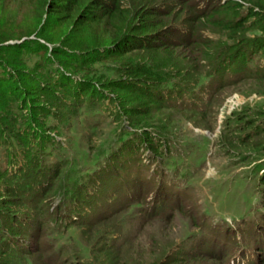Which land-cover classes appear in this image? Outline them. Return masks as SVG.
I'll return each mask as SVG.
<instances>
[{
  "label": "trees",
  "instance_id": "obj_1",
  "mask_svg": "<svg viewBox=\"0 0 264 264\" xmlns=\"http://www.w3.org/2000/svg\"><path fill=\"white\" fill-rule=\"evenodd\" d=\"M38 2L41 18L31 34L36 32L43 41H32L28 34L18 32V28L12 32L0 30V140L11 135L15 140L10 145L17 141L27 158L22 163L14 159L9 163L11 166L0 169V180L8 182L7 192L0 194V264H86L85 254L76 255V250L71 251L70 244L65 241L66 237L63 239L69 230L98 223L105 216L118 214L135 203L143 207L150 205L141 198L153 193L148 187L143 189V177L134 168L131 171H136L137 177L133 174L124 183L117 178L120 170L127 169L138 143L126 145L125 152H112L116 170L113 168L110 173L95 170L91 184L69 181L71 190L54 203L51 192L62 166L57 162L49 163L45 149H37L48 142L44 139L48 134L43 133L46 128L38 116L51 113L53 109L61 111L65 98L71 101H65L70 107L72 103L82 105L94 96L108 98L109 87L101 83L96 73L87 72L88 64L106 56L119 57L135 52L138 56L150 53L152 60L127 64L117 87L139 101L146 99L156 106L179 109L195 106L198 90L207 88L214 92L234 78L264 70V62L255 71L251 65L256 57L264 56V0ZM57 27L61 30L58 37L53 34ZM217 33H222L226 39L217 40L213 35ZM182 48L188 55H196L189 60L190 66L183 67L175 56ZM35 49L46 53L44 62L55 66V69L46 70L48 75H33L36 70L32 71L21 57L25 50ZM171 77L177 82L172 84ZM132 113L138 114L136 109ZM250 125L246 117L242 128ZM150 135L151 132L146 131L138 137L141 144L145 140L149 146L157 137L156 146H164L167 142L165 138ZM29 145H32L31 151L27 149ZM13 169L19 172L12 173ZM16 178H22L21 183ZM109 179L116 183L115 189ZM67 184L55 193L61 194ZM127 184L135 192L134 199L129 200L124 195L128 191ZM157 184L155 203L147 208L155 207L154 214L159 216L165 210L161 212L158 208L164 206L162 203L167 204V197L177 192L172 185L170 190L166 188V184L164 192L160 189L162 183L158 181ZM260 185H264V177ZM107 188L112 191L110 197L106 196ZM101 194L106 196V201L101 200ZM158 202L160 207L157 208ZM10 203L21 206L18 213L26 214V218L14 217L9 212L13 208ZM260 218L259 221L264 222V213ZM47 235L51 239L43 241ZM254 244L257 245L256 240ZM192 253L182 249L175 260L186 262Z\"/></svg>",
  "mask_w": 264,
  "mask_h": 264
},
{
  "label": "rangeland",
  "instance_id": "obj_2",
  "mask_svg": "<svg viewBox=\"0 0 264 264\" xmlns=\"http://www.w3.org/2000/svg\"><path fill=\"white\" fill-rule=\"evenodd\" d=\"M38 5V0H0V30L19 29L32 41H43L36 32L31 34L41 18ZM60 32L57 27L53 34L58 37ZM213 35L219 41L226 39L222 33ZM142 55L135 52L106 56L88 64L87 72L96 73L101 83L109 87L108 98L94 96L79 106L72 103L71 107L65 102L71 101L65 98L61 111L53 109L38 116L46 128L42 132L48 134L44 136L48 142L37 149H45L49 163L62 166L51 192L54 203L71 190L69 181L91 184L95 170H116L113 153L125 152L126 145L133 143L139 144L136 154L128 161L127 169L119 171L118 181L124 183L139 173L145 182L143 189L148 187L153 193L141 198L145 204L149 201V206L135 203L98 223L76 226L63 239L66 237L76 255L85 254L86 264H233L232 260L239 264H264V222L259 221L264 213V185H260L264 177V70L255 71L263 65L264 56L259 55L251 63L255 71L252 75L234 78L214 92L207 88L198 90L197 104L179 109L156 106L146 99L139 101L117 87L127 64L152 60V54ZM175 56L187 67L196 55H188L182 48ZM21 57L32 71L36 70L33 75L55 69L52 63L44 62L46 53L41 50H25ZM246 117L252 125L242 128ZM146 131L167 142L156 146L157 137L150 147L145 140L141 144L138 137ZM14 140L11 135L0 140L1 170L11 166L14 159L21 163L25 159V150L17 141L10 145ZM29 148L31 151L32 145ZM133 168L136 173L131 171ZM16 179L21 183L22 178ZM109 180L115 189V182ZM158 181L164 192V184L169 190L172 185L177 192L167 197L169 202L162 203L163 207L159 202L155 205L161 212L165 210L159 216L154 214L155 207L147 208L155 203ZM7 183L0 180V194L7 192ZM65 184L66 190L55 193L58 188L63 190ZM127 187L124 195L134 199L135 192L128 184ZM111 194L107 188L106 196ZM101 196L104 201L106 196ZM9 205L13 208L5 211L26 218V214L18 213L21 206ZM48 239L51 236L43 241ZM182 249L193 252L186 262L175 260Z\"/></svg>",
  "mask_w": 264,
  "mask_h": 264
}]
</instances>
